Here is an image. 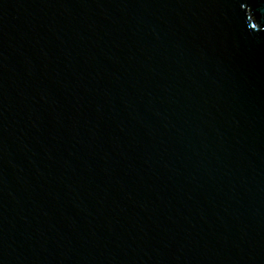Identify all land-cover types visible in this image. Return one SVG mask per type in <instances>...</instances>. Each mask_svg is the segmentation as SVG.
<instances>
[{"label": "water", "instance_id": "1", "mask_svg": "<svg viewBox=\"0 0 264 264\" xmlns=\"http://www.w3.org/2000/svg\"><path fill=\"white\" fill-rule=\"evenodd\" d=\"M0 264H264V0H0Z\"/></svg>", "mask_w": 264, "mask_h": 264}]
</instances>
